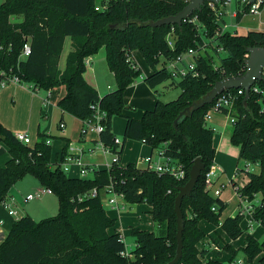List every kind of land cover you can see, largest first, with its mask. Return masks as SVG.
Returning a JSON list of instances; mask_svg holds the SVG:
<instances>
[{
	"label": "trees",
	"instance_id": "obj_1",
	"mask_svg": "<svg viewBox=\"0 0 264 264\" xmlns=\"http://www.w3.org/2000/svg\"><path fill=\"white\" fill-rule=\"evenodd\" d=\"M188 0H2L0 2V70L31 84L33 90L63 85L65 94L58 100L60 110L79 119L90 117L94 106L106 113L100 139L113 144V116L125 118L121 155L127 139L144 141L151 148L168 142L167 154L183 164L185 177H173L139 168L134 163L115 165L110 170L97 168L89 178L72 177L51 162V147L46 135L39 133L33 146L23 144L14 133L0 123V142L10 158L0 167V204L7 200L10 188L25 174H31L58 198V213L35 220L29 215L19 217L0 242V264H169L176 248V214L174 198L178 186L188 179V171L199 157L205 169L201 172L190 196L181 202L184 218L182 253L174 264H229L217 259L202 260L197 243L204 237L198 223L205 219L218 224L225 204L205 190L204 173L214 161L213 130L204 124V115L211 107L205 104L181 115L186 107L201 100L213 84L227 76L242 75L248 47H264L263 31L238 35L223 29L211 7L204 3L180 25L151 26L161 18L178 13ZM98 7V10L95 9ZM21 16L11 21V16ZM243 11L236 10L239 21ZM195 19V21H190ZM171 33L174 45L169 47L166 36ZM71 46L64 67L59 61L64 42ZM30 53L22 57L24 42ZM105 49L108 69L113 73L115 88L99 95L83 77L84 59L101 48ZM194 48L195 69L179 80L172 79L163 66L165 58H173ZM222 49L221 55L218 49ZM138 50L152 72L144 82L155 87L167 79L180 89L175 99H156L152 109L141 118L123 113L124 91L141 74L132 59ZM196 72V73H195ZM254 88L257 90L255 91ZM236 91V89H230ZM230 115L233 117L230 141L238 146V158L257 163L258 171L241 170L248 181L236 187L240 197L259 202L252 217L264 230V75L255 81L248 95H237ZM62 149L61 156L65 153ZM53 165V167H52ZM113 179L115 190L128 203L144 202L150 206L154 229H131L134 246L127 250L120 232L101 203L100 196L76 199L92 187H102ZM235 186V185H234ZM215 208V210L212 209ZM239 213L225 218L220 226L231 239L242 234ZM241 251L251 262L264 250V236L258 241L245 237ZM127 254H124L125 251ZM264 263V256L260 260Z\"/></svg>",
	"mask_w": 264,
	"mask_h": 264
},
{
	"label": "crops",
	"instance_id": "obj_2",
	"mask_svg": "<svg viewBox=\"0 0 264 264\" xmlns=\"http://www.w3.org/2000/svg\"><path fill=\"white\" fill-rule=\"evenodd\" d=\"M235 10H236V6L234 5V9L231 13V16H232V18H235L236 25H232L231 30L229 28V25L227 24L226 19L224 18L225 16L224 15L222 16V19L224 20V23L226 24V28H225L226 30H229V31L236 33L238 35H245L248 31H251V30L264 32V7H262L260 9L258 14H253L254 16L252 18L251 24L247 23L246 25H243L244 19L247 16L252 15V14L243 13L241 19L239 21H237L236 17H235V15H236ZM21 19H22L21 16L13 15L10 17L11 21H20ZM70 46H71V40H70V38H66L65 42H64L63 52L61 54L60 61H59V66L61 69L64 67L65 58H66L68 51L70 50ZM102 49H103V47L101 49H99V51L97 53L90 55V56H87L84 59V63H85L86 68H85V72L83 73L84 79L89 84H91L92 86H94L96 88L99 95H103L104 93H106V91H104V89H103L104 86H102L100 83V78H99V76H101L102 71H103V75L106 76V72H104V69L106 71H108V75L111 76V78L114 81V85H115L114 75L108 69L106 59H105V52H102ZM132 59L135 62V64L141 70L140 76L138 78H136V79H140V82H138L135 79L129 86H127L129 88L127 89L126 93H124L123 97L125 100V104L127 103V105L132 106L134 109L137 108V110L134 111V113L132 115V113L130 111L126 110V106H125L123 113L128 115V116H131L133 118L139 119V118H141V114H143L142 112L153 108L157 98H155V100L153 101V97L151 95V93H152L151 91H153V89L151 87H149L143 80V77L149 75L152 72V68L146 63L145 59L143 58V56L140 54V52L138 50L132 51ZM143 63H145L144 66H143ZM102 66L104 67V69H102ZM87 76H89L88 79H87ZM100 86H102V87H100ZM108 87L109 86L107 85V88ZM2 89L3 90H0V91H2L0 93H5L7 95V97L9 98L10 103L7 105L8 109L6 112H0V123H2L5 127L10 129L14 134L17 132H25L26 134H28L30 137V141H31L29 146H33L34 142L37 139V135L39 133H42V134L46 135V138L49 140L48 144L51 147L52 143H51L50 137H52L54 135L56 136V134L53 133V131H52L53 122H54V120L57 121L56 128L59 131L58 136L61 137V139L63 140V144L60 147V149L55 152V158L54 159H53L52 153H51V162L57 163L59 161V159L61 157L62 149L64 148V146H67V144L69 142L78 143V142L82 141V138L80 136V128L82 125L81 119H79V118H77V117H75V116H73L67 112L60 110L59 107L57 106L58 100L65 94V87L63 85L58 86V87H54V88H51L48 90L38 89L36 91H33L29 87H27L23 84H16V83L9 82L4 87H2ZM40 92H42V93H40ZM0 95H2V94H0ZM18 113L20 114V116H18ZM21 114H22V116H21ZM222 115H224V114L213 112V113H211L210 119L207 121V125H208L207 127L212 129L213 133L221 134V136L219 138V139H221V141L225 139L222 136V132H223V130L226 129V124H227L226 120L229 119L228 114L225 115L226 118L228 117L227 119ZM114 117H116V116H113V118L111 120L112 133L115 137H117V135H116L117 133H122V137H123L125 122L120 123L116 120L114 122L113 121ZM41 118L47 120V121H45L44 125L41 123V121H42ZM19 122H20V125L18 124ZM61 122H63L65 124L64 128H60L59 124ZM231 131H232V127L230 130V134H231ZM96 138H97V136L93 133H89L86 136V139L89 141H92ZM229 138H230V136H229ZM127 140H132V139H127ZM133 144H134V146L139 144L141 152L148 150L149 153H153V151H154L148 144L143 143L141 141L133 140ZM124 145H125V143H124ZM217 146H219L218 143H217ZM144 148H145V150H144ZM214 148H215V146H214ZM123 149H124V147H123ZM238 152H239V148H238ZM96 155H84L83 160L86 164H95L96 166H98L99 168L102 169L104 159H98L97 160L96 158H94V156H96ZM86 157H88V158H86ZM9 158H10V155H9L7 146L3 142H0V167L3 166ZM120 158H121V156H120ZM214 160H215V162H217V160H218V155L216 156V148H215ZM131 163H134V161ZM126 164L123 163V165H126ZM220 164L222 165V163H220ZM52 167H53V165H52ZM71 167H76V169L78 170L77 166H75V165H71ZM73 169H75V168H73ZM241 169H242L241 167H237L235 170L236 173L244 172ZM222 172H223V170L219 171L216 174V176L213 178L208 192L211 195H213L214 197L219 198L225 204L224 208H226L228 206V200H231V199L235 200L236 199V201H235L236 206L233 208L235 213L234 212L232 214L230 213L229 216L231 217V216H234L235 214H237V212L241 206V197L237 193L236 188H235V195H231L229 198H227L225 196V194L223 193V190L226 188V182H224V181L219 182V178L221 177ZM68 176H71V175H68ZM72 177H79V174H78V176L73 175ZM247 181H248V177H247L246 173H245V179L243 180V183L240 185L236 181V176L230 177V182L232 183V186L235 185V187H238V186L241 187ZM215 184H216V187L213 188V185H215ZM217 188L220 189V192L218 195L215 196L213 194V191ZM9 192H10V190H9ZM51 194H53V193H51ZM25 197H24V201L26 202L28 200H25ZM258 200H259V196L257 195L251 202L256 204V203H258ZM7 201L8 202L10 201V194L9 193L7 196ZM9 203L11 206V201ZM14 205L15 204L12 203L11 207H12V209H14L18 213V211ZM148 208H149V214H150L151 208L149 205H148ZM224 208H223V210H224ZM117 210L120 211L119 209H117ZM21 216H23V215H21ZM21 216H18V217H21ZM220 216H221L220 218H223L222 212H221ZM229 216H227V217H229ZM150 217L152 218L151 214H150ZM16 220H17V218L14 217L13 215H10L8 213L7 209L2 204H0V242L3 240L6 233L9 231L12 224ZM222 220H224V218ZM152 221H153V219H152ZM243 221L245 222L244 226L242 225ZM243 221H241V223H240V226L243 230L242 234L239 235L235 239H231L227 236V234L221 228V226H220L221 222H219L216 225V224H211V222H209L205 219H201L199 221L198 225L201 228V230L204 232V237L197 243V248L199 251H202V260L204 261L207 259H217V260L222 261L224 263H230L236 259H243V260L247 259V258H243V257L239 256L238 252L235 254V256H233L232 253L229 251V249L224 247L225 245H228L234 251L239 250L240 248L245 246V244H246L245 237L248 234L252 235L258 241H260L259 237L254 234L255 232H258V235L263 239L264 230L259 232L256 229L254 231V228H253L254 226L251 225V223L249 222L247 217H243ZM249 224L251 226H249ZM258 226H260V225L258 224ZM115 228L123 235V238H125V236H124L125 230L123 229L124 227L121 225H118L116 220H115ZM134 228L147 229V230L153 229V228L143 227V226H139V225H135ZM126 248L128 250L131 247L126 246ZM263 256H264V250H262L254 259L257 258V260L260 261ZM248 263L252 264L249 261H248Z\"/></svg>",
	"mask_w": 264,
	"mask_h": 264
},
{
	"label": "built area",
	"instance_id": "obj_3",
	"mask_svg": "<svg viewBox=\"0 0 264 264\" xmlns=\"http://www.w3.org/2000/svg\"><path fill=\"white\" fill-rule=\"evenodd\" d=\"M232 2L236 6V10L243 11V13L258 14L260 9L264 7V2L262 3L258 0L254 1L253 3L249 2L248 0H219L218 3L207 2V4L213 10L216 18L220 20L225 13V7L230 5ZM95 9L98 10V7L95 6ZM187 19L188 18H186L185 20ZM190 21H195V19H190ZM222 28H226L225 23L222 25ZM166 42L169 47H173L174 41L171 33L166 36ZM221 51L222 49L219 48L218 52L221 53ZM29 53L30 45L29 42L26 41L22 46L21 56L25 57ZM195 53L196 51L194 48H189L186 52L181 53L176 57L165 58L163 66L166 67L172 79L179 80L180 78L188 74L190 71H193L195 69V62L193 58ZM263 75L264 67L262 68V76ZM9 82L23 84L33 90L31 84L21 82L18 76L14 74H9L4 70H0V87H4ZM254 90L256 91L257 89L254 88ZM242 93L243 88H237L236 91L226 89L222 93L218 94L212 101L211 107L207 110L204 115V124H206V122L210 119L211 111H218L228 114L232 122L233 117L230 115V110L233 101L237 95H240ZM105 118L106 113L104 112V110H101L99 106H94L91 116L85 119H81L82 125L80 128V136L82 138V141L78 143L69 142L66 146L65 153L63 154V156L60 157L56 166H58L63 172H68L70 170L71 165H75L78 168L79 177L89 178L94 174V170L99 167L95 164H86L83 160V156L94 155L96 152L100 153L104 158L102 165L103 169L110 170L115 165L123 166L120 164L121 155L119 154V150L122 146V140L114 136L113 144L108 145L105 144L99 137L100 133L103 131L105 126ZM59 126L60 128H64L65 124L61 122ZM89 133L95 134L97 138L92 141L87 140L86 136ZM14 135L15 138L23 144L29 145L31 142L29 135L25 132H17ZM141 142L145 143L143 140ZM46 143H49L48 139L46 140ZM167 147L168 142H162L159 146L152 148L154 150L153 152H155V156H153V153L141 155L136 159L134 165L136 167L152 171L157 175L167 174L176 180H182L185 177V169L183 167V164L179 162L176 158L167 154ZM106 156H109V159H106ZM243 168L245 170H251V163H245ZM219 171H221V168L213 161L204 173L205 190H209L213 178ZM115 184L116 182L113 179H110L109 182L102 187H92L88 191L82 194H78L76 196V199L83 200L88 197L100 196L101 203L103 206L108 205L111 207H115L116 209H123L124 203H126L127 201L125 200L122 193H119L115 190ZM219 192L220 189L217 188L213 191V194L216 196L219 194ZM45 193L51 194L53 192L50 188H45L40 190V192H36L35 194H28L25 197V200H30ZM1 204L7 209L10 215H13L14 217L17 215V212L12 209L10 203L7 200L2 202ZM257 204L258 203L254 204L250 200L241 197V206L237 213H239L243 217H247L251 225L252 222H256L257 224H259L252 217L253 211ZM212 209L215 210L214 207H212ZM16 218L18 219L19 217L17 216ZM251 225L249 224V226ZM127 253L128 251L126 250L124 254ZM229 264H246V262L243 259H236L230 262Z\"/></svg>",
	"mask_w": 264,
	"mask_h": 264
},
{
	"label": "rangeland",
	"instance_id": "obj_4",
	"mask_svg": "<svg viewBox=\"0 0 264 264\" xmlns=\"http://www.w3.org/2000/svg\"><path fill=\"white\" fill-rule=\"evenodd\" d=\"M1 1L2 0H0V2ZM95 1L97 3L101 2V0H95ZM233 9H234V4L232 2L230 5L225 7V13H224V16H225L224 18L226 19L230 30H231L232 25H236L235 18H232V16H231ZM253 16H254L253 14L247 16L244 19L243 25H246L247 23L251 24ZM102 52H105L104 48L102 49ZM220 54L224 55V53H222V52ZM186 60H187V58H186ZM144 65H145V63H143V66ZM102 69H104L103 66H102ZM104 72H106V76L103 75V71H102L101 76H99V78H100L101 85L104 86L103 87L104 91L108 92L111 89L115 88V85H114V81L111 78V76L108 75V71H106L104 69ZM88 77L89 76H87V79H88ZM136 80L138 82H140V79H136ZM171 82H172L171 79H167L164 82H162L161 84L157 85L155 87V89H153V91H151L153 101L155 100V98H157L163 102H166V101H170L172 99H175L178 96V94L180 93V89L176 86L171 85ZM107 85L109 86L108 88H107ZM102 86H100V87H102ZM128 88L129 87H127L125 89L124 93H126ZM0 90H3L2 87H0ZM0 92H2V91H0ZM42 92H40V93H42ZM0 94H2V95H0V112H6L8 109L7 105L10 103V101H9V98L7 97V95L5 93H0ZM123 102H124V105L126 106V110L130 111L133 115L134 111H136L137 108L134 109L132 106L127 105V103L125 104L124 97H123ZM213 112L222 113V114H224V115H222L224 117L226 115L223 112L211 111V113H213ZM18 116H20L19 113H18ZM21 116H22V114H21ZM141 116H142V114H141ZM41 119H42L41 123L44 125L45 121H47V120H45L43 118H41ZM115 120L120 122V123L125 122V118L123 116H116V117H114L113 121L115 122ZM226 122H227L226 129L223 130V132H222V136L225 139L221 141V139H219L221 134L213 133L212 143L216 148V156L218 155L217 162H215V160H214V162L221 168V171L223 170L221 177L219 178V182H221V181L226 182V188L223 190V193L225 194V196L227 198H229L231 195H235V188H236L234 185L232 186V183L230 182V177L236 176V181L239 185L243 183V180L245 179V173L244 172L236 173L235 170L237 167L243 168L245 161L238 158V147L230 141L229 136H230V130L232 127L230 118L228 120H226ZM56 123H57V121L54 120L53 128H52V131H53V133L56 134V136L53 134L54 136L50 137L51 143H52L51 153H52L53 159L55 158V152L58 151L63 144V140L61 139V137L58 136L59 131L56 128ZM18 124L20 125V122ZM205 125L208 126L207 122ZM116 135L118 138H120L122 140V133H117ZM216 142L218 143L219 146H217ZM144 150H145V148H144ZM147 154H149L148 150L141 152L139 144L134 146L133 140H126L123 152L121 154L120 164L123 165V163L126 164L128 162H133V161L135 163L136 159L140 155H147ZM94 155H96V156H94V158H96L97 160L98 159H104V158H102L103 156L98 152H96ZM153 156H155V152H153ZM86 158H88V157H86ZM106 159H109V156H106ZM220 163H222L223 166ZM73 168H75V169H73ZM251 171L252 172L258 171L257 163L251 164ZM65 173L67 175H71V176H73V175L78 176V170L76 169V167H71L70 170L68 172H65ZM215 187H216V184L213 185V188H215ZM42 189H45V187H43L40 184L39 180L36 179L31 174L23 175V177H21V179H19L10 188L9 194H10L11 206H12V203L15 204L14 206L18 211V213L15 217L21 216V215H29L32 218H34L35 220H40V219H43L46 217L54 216L58 213V210H59L58 198H57L56 194H54V193L53 194H47V193L41 194L40 196L34 197L31 200H28L26 202L24 201V197L27 194H29V193L35 194L38 191L40 192V190H42ZM235 201H236V199L235 200L234 199L228 200V206L226 208H224V210L222 211V217L224 219L227 216H229L230 213L232 214L234 212L233 208L236 206ZM258 202H259V200H258ZM104 208L106 210V213L111 218L115 219L118 225H121L124 227L123 228L125 230L124 231L125 232L124 233V236H125L124 241H125L126 246H128V247L132 248L134 246V238L131 235V229H133L135 227V225L154 229V222L152 221V218L150 217L148 204H146L144 202H140V203H128V202H126V203H124L123 209H121V208L119 209L120 211H118L115 207H111L108 205H104ZM220 217H219V222H222L223 218H220ZM242 221H243V218H242ZM211 224H214V223H211ZM242 225L243 226L245 225L244 221L242 222ZM252 225L254 226L253 227L254 231L256 229L259 232L263 230V228L261 226H258V224L256 222H252ZM254 234L259 237V240H262V238L258 235V232H255ZM238 255L243 257V258H247L241 251H238ZM245 262H246V264H249L247 259H245ZM250 263H252V264H264V263L258 261L257 258L252 260Z\"/></svg>",
	"mask_w": 264,
	"mask_h": 264
},
{
	"label": "water",
	"instance_id": "obj_5",
	"mask_svg": "<svg viewBox=\"0 0 264 264\" xmlns=\"http://www.w3.org/2000/svg\"><path fill=\"white\" fill-rule=\"evenodd\" d=\"M253 3L256 0H248ZM264 2V0H258ZM205 2L218 3L219 0H188L187 4L176 14L170 15L152 22L151 26H161L169 24L180 25L183 20L188 18L195 10H199ZM248 55L244 61L246 70L242 75L227 76L217 80L210 91L198 102H195L192 107L184 108L174 120L177 123L178 118L184 113L191 114L192 111L202 107L205 104H210L214 98L226 89L243 88L245 94L248 95L250 87L255 81L262 78V68L264 67V47H248ZM205 169L203 162L199 157L195 158L189 171L188 179L184 185L178 186V193L174 198V212L176 214V248L175 254L169 264L176 263L181 257L182 253V232L184 229V218L181 211V202L185 196H190L194 185L197 182L201 172Z\"/></svg>",
	"mask_w": 264,
	"mask_h": 264
}]
</instances>
